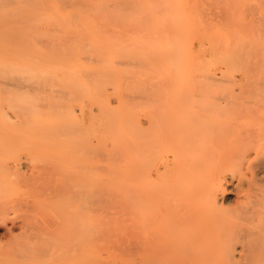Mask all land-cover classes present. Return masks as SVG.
I'll use <instances>...</instances> for the list:
<instances>
[{"label": "rangeland", "instance_id": "1", "mask_svg": "<svg viewBox=\"0 0 264 264\" xmlns=\"http://www.w3.org/2000/svg\"><path fill=\"white\" fill-rule=\"evenodd\" d=\"M193 103L264 105V0H0L3 264H63L66 249L65 264H264V234L210 258L192 246L184 263L151 260L139 244L141 216H154L167 181L155 167L171 150L158 142L187 132L197 149H216L221 134L176 129ZM256 122L237 120L221 138L264 142ZM233 159L208 161L235 185L248 169ZM256 175L264 198V170Z\"/></svg>", "mask_w": 264, "mask_h": 264}, {"label": "bare ground", "instance_id": "2", "mask_svg": "<svg viewBox=\"0 0 264 264\" xmlns=\"http://www.w3.org/2000/svg\"><path fill=\"white\" fill-rule=\"evenodd\" d=\"M7 49L8 48L4 51L7 52ZM214 107L215 108L205 104L198 105L194 103L189 105L188 109L191 111L187 112L189 113L187 116H183L179 119V125L176 129L181 130V128L186 126V128H190L191 130L194 129V131H196V129H202L205 134L211 133V136L221 134L218 141L215 143L214 147H216V149H197L204 144L198 142L194 138L196 134L192 132V134L181 132L183 133V142H179L178 139L170 140L171 136L167 138L164 135H160V137L164 136L167 139L161 137L162 140L158 143H160V145L166 144L171 152L165 162L155 167L157 177L165 178L167 181L166 183L163 182L164 184L159 186L154 192V202L156 203L154 205V216H152L153 219L149 217L151 219L147 220V222H152L151 220H154V223H152L157 230L153 231H156V234L152 232L154 235L152 234L149 240L148 237L146 239L145 235V232L148 231L146 229H149L147 227L149 222L147 223L146 219H144L148 216L146 214V217L143 216L142 218L141 216V219H143L141 222L143 228V232L141 230V233L143 234V238L141 239L140 237L141 240L139 244L144 248L148 245V250L153 248L148 254L149 256L151 254L150 259L151 257L156 259L161 254H175V256L177 255L176 258L179 257V260L183 262L184 258L187 260V249L189 250L192 246L199 247L200 249L196 248V251L201 252L200 250L202 249L200 254L206 258H210L213 256L211 253L215 250L214 248L218 245H255L256 239L259 240L257 241L260 242L259 245L261 244L262 240H260L258 236H263L264 234V225L262 227L260 226L261 224H259L262 220L264 221V213H262L264 211V198L262 193L259 195L261 197L257 195L260 194L261 191H257L259 186L255 184L254 178L258 176L256 172L261 169L264 170V155H260L264 153H262L264 142H259L250 133L241 136L244 138L242 140H238L236 137L234 138V136H225V138H221V136L227 132L230 133L232 130L230 126H235L234 124L237 120L253 119L254 122H262L264 120V105L255 103H221ZM223 110H228L229 116L227 115V117L222 118L223 114H221L220 117L219 114L225 112ZM215 121H224L223 123H219L222 125V130L218 125L217 128L211 127ZM232 123L233 125H231ZM160 126L162 127L161 124ZM223 127L224 129L227 127V130H223ZM216 129H218V132H216ZM220 130L224 132L221 133ZM227 145H229V147H227ZM147 146L148 144L142 141L143 154L147 151ZM224 147L226 148L223 149ZM198 151L202 153L201 156H198ZM237 156H241V161L246 162L248 174H245L242 178H238L237 176V184L232 185V182H228L225 173H220L217 168L212 166L208 159L217 162L222 160L232 161V159L234 157L237 158ZM234 161H236V159ZM256 168L258 171L255 170ZM145 174H143L144 177H146ZM235 175L236 173L232 171L231 177L235 178ZM245 183L246 185L244 186ZM253 184L255 185L252 188ZM143 193H145L144 196L146 199L143 200L142 198L144 197L141 196L142 198H140V200L144 201H141V205H147V203H145L147 200L146 191ZM234 193L236 196L232 197L231 195ZM225 203H228L230 206H227ZM261 206H263V208ZM232 207H235L238 211L234 219L225 216L223 212V210L232 209ZM143 208L145 209L146 207L144 206ZM144 209H142V213ZM261 214H263L262 219L259 218ZM256 219H259L260 222ZM153 224H150L152 228L149 225L151 229H153ZM1 251L2 249H0V253H2ZM64 251V254L62 253L64 258L61 260L63 264L67 263V260L70 259V252L68 249ZM145 252L146 250L143 253L146 254ZM191 252H189V255H191ZM7 253L8 252L1 255L4 256L5 254L6 256H10L11 253ZM143 253L141 254L143 255ZM196 253L194 254L195 256ZM214 253H216V251ZM3 256L1 257L2 260L0 259V264H3V262H5L4 259L7 258ZM195 256H192V258L198 259L196 257H201L199 254ZM172 257L174 256L172 255ZM10 258V260H12V256H10ZM47 258L49 257L47 256ZM50 262H53V260ZM186 263L189 264L188 262H185V264ZM8 264H10V262Z\"/></svg>", "mask_w": 264, "mask_h": 264}]
</instances>
